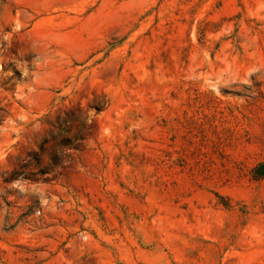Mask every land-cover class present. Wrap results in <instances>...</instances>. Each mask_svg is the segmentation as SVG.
Returning a JSON list of instances; mask_svg holds the SVG:
<instances>
[{"label":"rangeland","instance_id":"rangeland-1","mask_svg":"<svg viewBox=\"0 0 264 264\" xmlns=\"http://www.w3.org/2000/svg\"><path fill=\"white\" fill-rule=\"evenodd\" d=\"M0 264H264V0H0Z\"/></svg>","mask_w":264,"mask_h":264}]
</instances>
